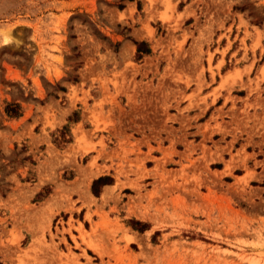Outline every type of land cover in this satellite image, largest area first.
<instances>
[{"label":"rangeland","instance_id":"374dc122","mask_svg":"<svg viewBox=\"0 0 264 264\" xmlns=\"http://www.w3.org/2000/svg\"><path fill=\"white\" fill-rule=\"evenodd\" d=\"M112 159L134 180L100 202L133 258L264 264V0H0V264L111 258L71 218L59 245L52 217ZM131 194L143 221L124 216Z\"/></svg>","mask_w":264,"mask_h":264},{"label":"crops","instance_id":"0c3cea01","mask_svg":"<svg viewBox=\"0 0 264 264\" xmlns=\"http://www.w3.org/2000/svg\"><path fill=\"white\" fill-rule=\"evenodd\" d=\"M123 148L128 149L126 146ZM141 152L143 155L140 156L139 162L144 165L145 170L151 169L149 164L153 163L152 159L155 156L152 155V152L148 153L146 147H143ZM117 164L118 161L116 159L109 160V162L105 163H99V165H102L105 169L95 175H91L93 171L88 169L81 173H76L75 177L72 179V182L74 183L76 181V183H79V180L82 179V187H77V184H72L66 187L67 189L65 190L64 195V198H69L73 202L72 207L69 210H66L65 204L61 202V208L55 209L54 215L52 217V219H54L56 214H63V218L58 219L60 225L56 227L59 233V235H56L57 243L61 245L62 239H64L67 245L73 248V245L68 241L67 234L62 233V231H66L68 229V219L71 218L72 221L76 220L78 224L82 226L84 232L88 235L86 239L96 243L97 247L102 248L103 245L106 246V251H104V253L110 251L112 253V257H126L129 260L127 263L132 264V259H135L133 264H143V262L140 261L138 257L133 258L132 255L134 254V251H131L130 243L125 246L121 239L123 237V233L127 236H132V233L129 231V229H127V227H125L121 219L111 214V207L113 206L114 208H117V203L115 204L114 200H108V198L103 204L100 202L102 194L109 193L110 189H114V191L112 194L107 195L109 197H114V194L125 196L121 193L117 194V191L121 192V190L127 188L126 185H121L120 183L125 184L127 181L134 180V176L131 175L127 167H121L117 169ZM133 170L134 169H131L132 172ZM110 172H112L110 176L113 178V180L110 183L107 182V185L102 187L101 191L97 193V197L92 195L89 188L91 181L96 179L98 176L104 175L105 173L110 174ZM141 173L142 171L138 170L135 176H138ZM116 179L118 181H116ZM54 189L53 196H56V188ZM78 190L81 192L79 193ZM127 197H130V201L127 199ZM127 197L125 200V205L122 209L125 213L124 216H132L139 221H143L144 217H139V215H143V209L141 208L143 202L138 203L139 200L136 198L135 194H131ZM86 215L89 218H86ZM72 226L75 228L77 227V224L73 223ZM139 227L141 230L143 229L144 231H142L145 233L152 231V225L145 229L141 226ZM73 236L77 237V234L75 233ZM76 243L81 245L79 241H76ZM80 249L84 250L85 255L91 258L87 255L88 249L85 246H80ZM72 253L78 256L77 261L72 264H114V259L112 257L108 258L106 255L103 256L101 261L97 257L98 259L92 258L95 262L88 263L80 251Z\"/></svg>","mask_w":264,"mask_h":264},{"label":"trees","instance_id":"16d2710c","mask_svg":"<svg viewBox=\"0 0 264 264\" xmlns=\"http://www.w3.org/2000/svg\"><path fill=\"white\" fill-rule=\"evenodd\" d=\"M135 45V58L136 60L140 59L142 55H147L149 53V50L147 47H145V44L143 42L136 43ZM19 108L15 104H6L3 113L6 117L9 118H16L19 116ZM107 180L105 178H97L94 180L91 184V192L94 196L97 195V187L103 184H106Z\"/></svg>","mask_w":264,"mask_h":264},{"label":"bare ground","instance_id":"6f19581e","mask_svg":"<svg viewBox=\"0 0 264 264\" xmlns=\"http://www.w3.org/2000/svg\"><path fill=\"white\" fill-rule=\"evenodd\" d=\"M93 249V248H92Z\"/></svg>","mask_w":264,"mask_h":264}]
</instances>
